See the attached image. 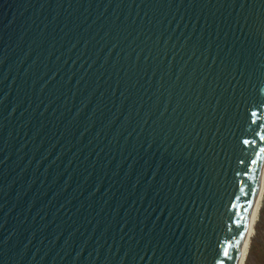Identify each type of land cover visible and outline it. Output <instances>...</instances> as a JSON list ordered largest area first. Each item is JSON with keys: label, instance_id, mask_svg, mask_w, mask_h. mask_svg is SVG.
Segmentation results:
<instances>
[{"label": "water", "instance_id": "1", "mask_svg": "<svg viewBox=\"0 0 264 264\" xmlns=\"http://www.w3.org/2000/svg\"><path fill=\"white\" fill-rule=\"evenodd\" d=\"M264 156V0H0V264H233Z\"/></svg>", "mask_w": 264, "mask_h": 264}, {"label": "rangeland", "instance_id": "2", "mask_svg": "<svg viewBox=\"0 0 264 264\" xmlns=\"http://www.w3.org/2000/svg\"><path fill=\"white\" fill-rule=\"evenodd\" d=\"M241 264H264V188Z\"/></svg>", "mask_w": 264, "mask_h": 264}, {"label": "bare ground", "instance_id": "3", "mask_svg": "<svg viewBox=\"0 0 264 264\" xmlns=\"http://www.w3.org/2000/svg\"><path fill=\"white\" fill-rule=\"evenodd\" d=\"M263 188H264V156H263V160L259 168V172H258L254 197L250 205L248 222H247L246 228L242 236V241H240V245H239V248H238L233 264H241V260L244 257L247 241L250 237L252 226H253L254 219H255L256 210L258 208V201H259L261 192L263 191Z\"/></svg>", "mask_w": 264, "mask_h": 264}, {"label": "snow or ice", "instance_id": "4", "mask_svg": "<svg viewBox=\"0 0 264 264\" xmlns=\"http://www.w3.org/2000/svg\"><path fill=\"white\" fill-rule=\"evenodd\" d=\"M242 236H243V233H241V238H240V239H241V241H242Z\"/></svg>", "mask_w": 264, "mask_h": 264}]
</instances>
